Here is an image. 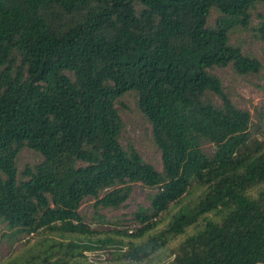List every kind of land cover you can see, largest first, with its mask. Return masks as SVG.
<instances>
[{
  "label": "trees",
  "instance_id": "trees-1",
  "mask_svg": "<svg viewBox=\"0 0 264 264\" xmlns=\"http://www.w3.org/2000/svg\"><path fill=\"white\" fill-rule=\"evenodd\" d=\"M256 4L264 0H0V219L13 235L58 237L6 264H92L85 252L104 244L139 262L181 236L164 264H264V135L209 71L261 69L228 41ZM127 92L160 170L119 142L115 103ZM23 148L41 158L18 172ZM136 182L155 189L133 212L140 226L113 231L124 241L92 238L82 199L117 209ZM192 183L202 188L196 199L151 232Z\"/></svg>",
  "mask_w": 264,
  "mask_h": 264
},
{
  "label": "rangeland",
  "instance_id": "rangeland-1",
  "mask_svg": "<svg viewBox=\"0 0 264 264\" xmlns=\"http://www.w3.org/2000/svg\"><path fill=\"white\" fill-rule=\"evenodd\" d=\"M263 13L264 7L261 4H256L251 10L248 27H237L228 34L229 43L238 45L242 52L257 58L261 63V69L257 73L245 75L236 74L229 65L213 67L209 71L219 78L223 91L231 102L238 108L249 112L251 118L250 131L252 132L257 125L260 132L264 135V58L262 56L264 42L258 39L254 32V27L259 21L258 14ZM216 15L217 11L211 9L207 23L212 24ZM210 97L215 102H218V98L215 96L211 95ZM135 100V94L127 92L117 99L115 103L122 122L119 142L121 146H125L127 141L130 142L144 161L150 163L156 170H160V153L153 144L150 125L137 109ZM256 136L257 138H262L259 134ZM203 149L206 152L210 151V144H203ZM40 158V155L36 152L23 148L16 158L18 172L24 167H31L36 164ZM154 190V188L145 187L139 182L132 183L127 199L119 208L94 209L92 207L94 199L85 197L79 204L78 212L83 222L87 223L95 231V235L92 238L109 237L114 240L124 241L126 238L116 236L113 231H126L138 228L140 224L133 221V212L136 211L138 206H148V196ZM201 190L202 188L192 183L187 194H183L177 202L170 203L165 211L161 212L155 219H152V221L156 222V225L151 232L161 229L179 206L183 204L190 205L200 194ZM12 232V229L8 228L5 222L0 219V264H6L15 257L23 259L36 250L42 251L44 245L48 244L51 239L58 238L52 234L45 237L35 233L13 235ZM181 237L167 241L162 249L139 262L127 263L124 260L116 259V252H118L116 244H104L102 249L94 252H85V261L92 264L94 262L97 264H164L172 258V252Z\"/></svg>",
  "mask_w": 264,
  "mask_h": 264
}]
</instances>
